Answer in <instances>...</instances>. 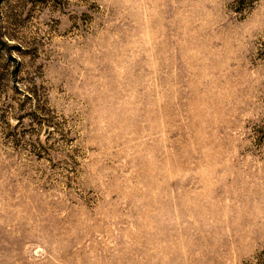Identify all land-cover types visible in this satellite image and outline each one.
Returning <instances> with one entry per match:
<instances>
[{
	"label": "rangeland",
	"instance_id": "374dc122",
	"mask_svg": "<svg viewBox=\"0 0 264 264\" xmlns=\"http://www.w3.org/2000/svg\"><path fill=\"white\" fill-rule=\"evenodd\" d=\"M0 264H264V0H0Z\"/></svg>",
	"mask_w": 264,
	"mask_h": 264
}]
</instances>
